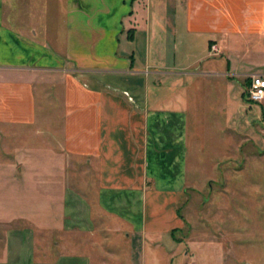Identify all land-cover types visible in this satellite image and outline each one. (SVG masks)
Here are the masks:
<instances>
[{"label":"crops","instance_id":"crops-1","mask_svg":"<svg viewBox=\"0 0 264 264\" xmlns=\"http://www.w3.org/2000/svg\"><path fill=\"white\" fill-rule=\"evenodd\" d=\"M6 4L0 264H180L190 163L264 149V0Z\"/></svg>","mask_w":264,"mask_h":264},{"label":"rangeland","instance_id":"rangeland-1","mask_svg":"<svg viewBox=\"0 0 264 264\" xmlns=\"http://www.w3.org/2000/svg\"><path fill=\"white\" fill-rule=\"evenodd\" d=\"M13 1L5 6L9 19L17 12ZM226 152V157L211 159L203 148L198 167L190 163L189 188L179 203L184 221L176 234L180 264H194L195 251L206 260L212 255L217 264H264L259 257L264 255V149ZM224 255L227 261L220 262Z\"/></svg>","mask_w":264,"mask_h":264},{"label":"built area","instance_id":"built-area-1","mask_svg":"<svg viewBox=\"0 0 264 264\" xmlns=\"http://www.w3.org/2000/svg\"><path fill=\"white\" fill-rule=\"evenodd\" d=\"M212 50H215L212 47ZM245 96L250 103L261 104L264 102V75H253L249 78Z\"/></svg>","mask_w":264,"mask_h":264}]
</instances>
